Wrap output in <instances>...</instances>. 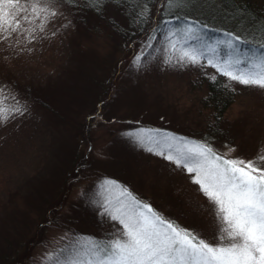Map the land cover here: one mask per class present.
<instances>
[{"label":"rangeland","instance_id":"1","mask_svg":"<svg viewBox=\"0 0 264 264\" xmlns=\"http://www.w3.org/2000/svg\"><path fill=\"white\" fill-rule=\"evenodd\" d=\"M59 11L63 14L44 32L37 30L31 43L23 36L20 44L14 40L13 46L8 41L0 43V71L16 70L35 83L42 82L40 78L46 74L55 75L58 82L65 78L64 84L72 85L67 89L71 110L66 115L73 118L65 117L60 125L46 115L41 114L42 118L36 111H27L0 125V264H57L56 255L64 260L77 251V230L97 235L95 230L104 228L114 233L119 226L101 216L98 207L104 196L101 185L110 180L102 175L133 187L148 203L159 201L164 212L215 242L214 216L201 211L212 205L199 186L183 169L134 143L127 135L130 127L123 124L164 123L176 135L189 133L192 140L206 141L201 128L210 119L199 114L196 99L215 70L170 65L166 63L169 54L152 49L138 68L133 56L146 35L131 41L94 18L85 22V16L67 4ZM109 15L126 23L119 13ZM198 41L191 44L203 48ZM154 48L160 45L154 44ZM91 64L96 69L88 77L86 67ZM93 83H109L112 89L95 112L91 108L99 98L85 92ZM227 83L239 95L228 111L230 138L224 145L217 142L213 146L232 158L251 159L264 150V90ZM72 98L78 99L79 106ZM81 122V130L89 131L86 137L81 134ZM123 125L127 130L120 132ZM230 148L234 149L231 153ZM74 151L77 155L87 152L90 160L84 175L75 169L77 175L67 180ZM54 198L61 206L51 213L48 202L55 204Z\"/></svg>","mask_w":264,"mask_h":264},{"label":"snow or ice","instance_id":"2","mask_svg":"<svg viewBox=\"0 0 264 264\" xmlns=\"http://www.w3.org/2000/svg\"><path fill=\"white\" fill-rule=\"evenodd\" d=\"M126 0H0V43L10 46L27 43L44 32L50 22L63 13L64 3L102 11L108 4L120 6ZM192 0H162L163 19L144 38L133 62L139 68L153 51L169 54L166 63L211 68L219 76L245 87L264 90V26L259 29L260 43L239 34L197 48L192 41L202 40L196 21L183 24L179 11ZM134 19L143 23L153 13L149 0H136ZM206 27V26H205ZM26 34V35H25ZM159 37V39H158ZM159 44L160 48H154ZM223 50V51H222ZM216 81V75H210ZM11 100L12 103H8ZM28 109L16 97L0 87V125L8 123ZM144 150L162 157L191 176V182L212 205L215 242L205 239L196 229L181 226L170 217L134 195L127 187L105 180L98 207L101 216L119 227L110 238H89L77 243L74 255L57 264H264V150L251 159L232 158L217 152L207 141H196L160 129L140 128L127 134ZM234 151L229 149V153Z\"/></svg>","mask_w":264,"mask_h":264},{"label":"trees","instance_id":"3","mask_svg":"<svg viewBox=\"0 0 264 264\" xmlns=\"http://www.w3.org/2000/svg\"><path fill=\"white\" fill-rule=\"evenodd\" d=\"M161 3L162 0H149V7L153 14L145 18L142 24L137 23L134 19L133 9L137 8L136 0H126V2H123L120 6L108 3L102 11L99 12L88 7L81 6L76 8L69 3L64 4L78 9L80 13L85 16L83 17L85 22L94 18L97 22H100V24L106 23V25L113 27L122 35V37L135 41V39L141 37H136L137 35H147L148 30L153 24L156 26L163 19H172L171 16L162 15L163 9L160 7ZM137 10L139 9L137 8ZM110 12L119 13V18L126 21V23L122 25L116 18H113L112 16L109 17ZM178 15L180 16V20L177 23L183 24L189 21L197 22L195 25L196 28L199 30L200 34L205 36L202 40L198 41L203 45L215 43V40L227 39V37L223 35L224 32L239 34L250 40L255 37L254 42L258 45L261 42L259 29L261 26H264V0H192L188 7L178 12ZM94 69L96 68L93 64L86 67L88 77H91V73L94 72ZM213 75H216V81H212L209 77L206 79L204 89L197 94L199 98L196 99V105L198 106V111H200L199 114L202 115L205 113L210 119L209 124H205L204 127L201 128V133L204 135L206 141L214 148L213 145H218L217 142H223L224 145L227 143L226 138H230V127L228 126L229 119L227 117L228 111L236 103L239 95L234 89L230 88L225 77L219 76L215 73ZM6 79L9 80L5 82ZM40 79L43 81L35 83L29 81V79L26 80V77L16 70L10 69L5 72L0 71V87L5 88L7 95H14L17 100H20L21 103L25 104L28 111H36L38 112L37 115H39V113L40 115H46L51 121L60 125L65 121V117H67L68 120H72L73 118H71L70 115H66V112L71 110L67 101L68 98H66L71 92L67 89L71 88L72 85L68 82L65 85V78L63 79V82H58L55 75L49 76L46 74ZM106 84L107 83H99L97 85L93 83L91 88L85 89L87 96L93 94L94 99L95 97L97 99L99 98L98 102L95 100V104H93L92 100V112L97 111V105L103 103L104 99L110 97L112 89L108 86L109 83ZM72 102L76 106H79L80 104L78 99L72 98ZM8 103H12V101L9 100ZM43 115H41L42 118ZM80 124L79 127L81 130L84 122H81ZM123 124L130 127L127 128L129 130L128 132H135L140 128H150L174 133L173 129L167 128L164 126V123L159 122L143 124L141 121H138ZM124 126L125 125L120 128V132L127 130L123 129ZM88 132L89 131H83V129L81 130V134L84 135V137H86ZM180 135L189 139L192 137L189 133H181ZM84 139L85 142L88 141L86 140L87 138ZM71 156L72 157L69 158V160L70 164L73 165V170L68 174L67 180L72 177V174H74V176L77 175L75 169H78V171H81L84 175L83 172L87 170V160L89 159L88 153L85 151L82 155H77L74 151L71 153ZM102 177L109 178L110 180H117L114 176L102 175ZM121 185L127 187L129 191L143 200V196H141L140 192H137L133 187L126 186L124 183H121ZM53 200L55 201V204L53 205L48 202V212L51 211V213L57 212V209L61 206V203H58L57 198H54ZM146 200L151 201L148 198H146ZM150 204L154 209L162 213L164 216L175 220L181 226L194 229L188 225L189 223L182 221V219L173 216V214H170L169 212H164L163 207L160 206L162 204L159 201H157L156 204L153 202ZM44 217H46V214L42 219H45ZM45 220L44 223L47 222L48 217H46ZM90 232V230H77L76 233L78 237H80V244L85 243L89 237L97 240H105L110 238L113 234L110 231L106 232L104 228H101L100 230L97 228L95 230V232H99L96 233L97 235ZM75 244L77 246L76 242ZM57 258L63 260L61 255H56V257H54L56 261ZM3 264H8V261Z\"/></svg>","mask_w":264,"mask_h":264}]
</instances>
